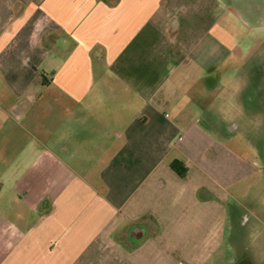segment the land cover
I'll list each match as a JSON object with an SVG mask.
<instances>
[{"label": "crops", "instance_id": "crops-1", "mask_svg": "<svg viewBox=\"0 0 264 264\" xmlns=\"http://www.w3.org/2000/svg\"><path fill=\"white\" fill-rule=\"evenodd\" d=\"M263 52L264 0H0V264H264Z\"/></svg>", "mask_w": 264, "mask_h": 264}, {"label": "rangeland", "instance_id": "rangeland-1", "mask_svg": "<svg viewBox=\"0 0 264 264\" xmlns=\"http://www.w3.org/2000/svg\"><path fill=\"white\" fill-rule=\"evenodd\" d=\"M244 1H246V0H244ZM262 59H264V52L262 53ZM261 72H262V78L264 77V66L262 65V67H261ZM259 88L261 89V91L264 93V85H261V86H259ZM229 89L230 90H234L235 89V84H231L230 85V87H229ZM27 126V125H26ZM4 140V137H3V135L2 134H0V143L2 142ZM14 151V150H13ZM14 158V157H13ZM22 166H25V165H22ZM26 167H28V165H26ZM18 168V164L17 163H10V164H8L7 165V169L8 170H11L12 171V175L14 174V172L16 171V169ZM1 170V169H0ZM10 171V172H11ZM1 174V173H0ZM13 180H11V179H5V180H2L1 179V175H0V192H1V195H5V193L6 192H8V189H9V187H11L12 186V184H13ZM2 184V185H1ZM5 202L6 201H1L0 200V203H3L2 205H4L5 204Z\"/></svg>", "mask_w": 264, "mask_h": 264}, {"label": "trees", "instance_id": "trees-1", "mask_svg": "<svg viewBox=\"0 0 264 264\" xmlns=\"http://www.w3.org/2000/svg\"><path fill=\"white\" fill-rule=\"evenodd\" d=\"M171 167L180 176L186 175L187 169L185 168V166L180 161H174L171 164Z\"/></svg>", "mask_w": 264, "mask_h": 264}]
</instances>
